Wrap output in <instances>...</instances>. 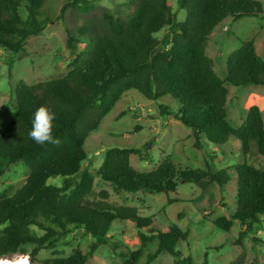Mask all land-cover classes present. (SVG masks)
Here are the masks:
<instances>
[{
	"label": "trees",
	"instance_id": "trees-1",
	"mask_svg": "<svg viewBox=\"0 0 264 264\" xmlns=\"http://www.w3.org/2000/svg\"><path fill=\"white\" fill-rule=\"evenodd\" d=\"M47 0H0V50L20 53L28 38L40 34L55 20L46 10ZM90 0H69V5L88 6ZM134 12L128 19L106 15L101 24L88 21L78 35H89L86 56H77L75 66L61 78L28 84H16V115L0 135V179L18 162L29 168L26 182L13 194L0 193V256L27 252L35 262L40 251L54 248L66 235L75 232L97 238L87 253L78 251L67 257L44 259L42 264H85L100 244L111 238L115 221L132 222L139 232L141 245L123 264H137L143 249L157 240V247L148 253L146 264L168 252L174 264H209L206 258L197 263L192 255L183 256L177 246L186 240L189 229L176 223L161 227L153 216L141 215L131 205L108 201L103 189L95 198V176L82 163L87 159L86 140L97 130L122 96L137 90L146 99L158 101L170 97L179 103L176 109L159 104L161 116H174L192 129L195 145L202 138L217 145L238 139L248 155L252 146L264 156V117L259 105L253 104L245 122L234 127L228 120L227 82L234 86L264 85V58L255 41H242L227 60V77L221 78L214 60L207 53V44L215 28L227 20L257 17L264 13L259 0H178L180 10L187 13L178 20L171 0H128ZM70 3V4H69ZM85 10L84 7H79ZM165 28L168 32L158 37ZM80 39L70 33L68 46L77 49ZM41 105L56 113L53 136L59 145L37 144L29 137L34 113ZM109 148L97 175L116 191L152 194L176 192L180 182H191L206 190L212 184L224 188L236 178L237 203L231 211L246 229L240 239L251 232L254 224L264 223V168L247 162L221 170L190 168L179 171L170 156L150 171L133 167L131 156L145 159L153 146ZM61 177L62 184L49 179ZM171 203V202H170ZM181 216V215H180ZM220 217L216 225L229 231L234 221ZM36 227L38 230H33ZM231 264H246L242 252Z\"/></svg>",
	"mask_w": 264,
	"mask_h": 264
},
{
	"label": "rangeland",
	"instance_id": "rangeland-1",
	"mask_svg": "<svg viewBox=\"0 0 264 264\" xmlns=\"http://www.w3.org/2000/svg\"><path fill=\"white\" fill-rule=\"evenodd\" d=\"M68 1L47 0L45 7L49 15L55 20L61 15L62 19L49 23L40 34L28 38L23 52L0 50V135L16 115L17 82L23 80L30 85L65 76L75 66L77 56H86L94 29L89 35L81 37L78 31L84 24L88 21L101 24L106 15L128 19L134 12V6L128 0H90L88 6L69 5L62 14V8ZM171 1L178 20H185L187 13L180 10L178 0ZM259 1L264 5V0ZM167 32L165 28L158 37ZM70 33L80 39L76 50L68 46ZM247 40L255 41L258 53L264 58V13L238 20L228 18L215 28L207 44V53L213 58L215 70L221 78L227 77L230 54ZM226 85L229 88L228 120L234 127H240L245 122L253 104L260 106L264 117V85L234 86L229 82ZM158 103L173 109L179 106L170 97L156 102L146 99L137 90L127 91L86 140L88 157L81 170L87 169L95 176L94 197L99 199V192L106 189L109 202L135 206L141 215L153 216L156 225L165 228L176 223L183 229H189L188 238L178 244L177 250L183 256L192 255L197 263L207 258L209 264H231L245 252L246 264H264V223L254 224L251 232L240 239V233L246 226L231 217L237 203L235 177L224 188L212 184L203 190L198 184L180 182L176 192L152 194L143 190L136 193L116 191L97 175L109 148H139L149 141L154 144L148 159L139 154L131 156L133 167L140 171L157 168L167 156L179 171L206 168L208 162L216 171L243 162L264 168V156L258 154L254 146L245 155L241 142L234 137L223 146L202 138L201 148L197 147L192 129L174 116H161ZM29 173V168L22 162L11 165L0 179V193L13 195L26 182ZM48 182L61 185L62 178L52 177ZM223 216L234 221L229 231L216 225V221ZM260 216L264 220V214ZM32 229L38 230L36 227ZM109 235L112 237L107 242L103 241L85 264H123L141 245L138 229L132 222L115 221ZM96 242L94 236L75 232L63 237L56 247L40 251L35 262L29 254L33 244L24 246L27 252L7 257L24 258L28 255L31 264H42L40 261L44 259L67 257L78 251L87 253ZM156 247L157 240L149 242L137 264H146L148 253ZM151 264H174V259L170 253L163 252Z\"/></svg>",
	"mask_w": 264,
	"mask_h": 264
},
{
	"label": "clouds",
	"instance_id": "clouds-1",
	"mask_svg": "<svg viewBox=\"0 0 264 264\" xmlns=\"http://www.w3.org/2000/svg\"><path fill=\"white\" fill-rule=\"evenodd\" d=\"M56 118V113L52 108L46 105L38 107L34 113L29 137L39 145H44L45 143L59 145V138L53 136ZM0 264H28V260L27 258H23L18 261H0Z\"/></svg>",
	"mask_w": 264,
	"mask_h": 264
},
{
	"label": "built area",
	"instance_id": "built-area-1",
	"mask_svg": "<svg viewBox=\"0 0 264 264\" xmlns=\"http://www.w3.org/2000/svg\"><path fill=\"white\" fill-rule=\"evenodd\" d=\"M24 258H27L28 264H31L28 255H26ZM21 259H23V257H20V258H10V257H7V256H4V257H1L0 256V261H18V260H21Z\"/></svg>",
	"mask_w": 264,
	"mask_h": 264
}]
</instances>
